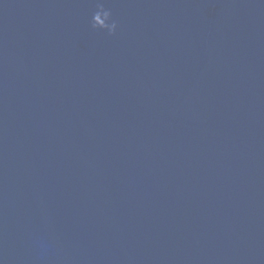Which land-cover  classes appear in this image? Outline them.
<instances>
[{
  "label": "water",
  "instance_id": "95a60500",
  "mask_svg": "<svg viewBox=\"0 0 264 264\" xmlns=\"http://www.w3.org/2000/svg\"><path fill=\"white\" fill-rule=\"evenodd\" d=\"M0 264H264V0H0Z\"/></svg>",
  "mask_w": 264,
  "mask_h": 264
},
{
  "label": "clouds",
  "instance_id": "9594fccd",
  "mask_svg": "<svg viewBox=\"0 0 264 264\" xmlns=\"http://www.w3.org/2000/svg\"><path fill=\"white\" fill-rule=\"evenodd\" d=\"M104 12H105L107 19L110 18V15H111L110 12L109 11H104ZM116 27L117 25L114 21L111 24H107L106 26V28H108L110 32H114Z\"/></svg>",
  "mask_w": 264,
  "mask_h": 264
}]
</instances>
